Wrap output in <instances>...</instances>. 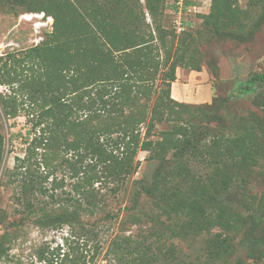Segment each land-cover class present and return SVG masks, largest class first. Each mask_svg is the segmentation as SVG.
I'll return each mask as SVG.
<instances>
[{
  "label": "trees",
  "instance_id": "trees-1",
  "mask_svg": "<svg viewBox=\"0 0 264 264\" xmlns=\"http://www.w3.org/2000/svg\"><path fill=\"white\" fill-rule=\"evenodd\" d=\"M6 1L25 4L30 12L52 19L51 30L39 44L0 55V86L8 90L0 92L1 113L7 119L23 116L38 130L23 160L5 171L3 185L19 193L31 214H36L32 209L40 197L61 201L56 208L36 214L35 225L68 226L72 231L80 224L81 213L92 214L103 199L94 184L119 190L136 173L135 159L142 151L156 168L148 180L134 181L127 223L140 226L146 221L143 217L155 223L163 216L169 222L160 221L164 229L150 227L146 232L157 238L162 230L179 238L208 237L214 229L229 236L246 230L250 256L264 259V234L256 235L264 218V196L238 204L246 214L224 199L243 183L241 172L252 171L264 156V120L245 121L224 133L204 131L194 115H183L201 105L174 100L171 83L177 68L199 72L201 56L193 33L175 31V14L168 24L166 1ZM241 1L247 2L245 9ZM259 6L261 10L252 14L250 9ZM263 10L264 0H211L208 13L200 18L208 35L236 36L253 28ZM156 80L164 88L149 104ZM258 84H264V73L253 74L241 88L250 92ZM156 122H167L170 128L151 140ZM3 151L0 133V164ZM64 167L75 180L66 198H61L57 190L64 187V180L56 175ZM200 167L211 168V173H198ZM141 196L149 199L151 213L139 207ZM79 229L93 237L89 228L80 224ZM215 236L220 235L211 238L219 253L224 248ZM146 241L147 235L140 241H115L110 250L115 263L149 264L173 255V246L161 251L157 245L154 251ZM6 252L0 244V258ZM97 254L96 248L89 260L66 255L54 263L42 254L38 260L94 264Z\"/></svg>",
  "mask_w": 264,
  "mask_h": 264
},
{
  "label": "rangeland",
  "instance_id": "rangeland-1",
  "mask_svg": "<svg viewBox=\"0 0 264 264\" xmlns=\"http://www.w3.org/2000/svg\"><path fill=\"white\" fill-rule=\"evenodd\" d=\"M165 1L168 5V24L171 26L175 0ZM210 3L211 0H184V32L194 34L202 64L199 76L211 84L212 99L208 103L194 104L201 105V108L186 109L183 115H194L198 127L204 131L230 133L239 123L247 121L255 124L264 120V84L256 85L250 92L241 88L243 82L253 74L264 73V10L253 28H248L243 34L208 35L200 16L208 13ZM240 7L245 9L247 2L241 1ZM250 10L252 14H257L261 7H252ZM49 22L52 23L50 17L30 12L25 4L0 0V55L5 52L23 51L39 44L50 31ZM180 69L183 72L190 71ZM163 88L159 80L153 83L149 104L154 102L155 96ZM0 92L4 94L8 90L0 86ZM172 94L175 96L176 90ZM204 104L210 106L205 107ZM169 128L170 124L167 122H156L150 139L156 140L160 131ZM144 130L145 125H142L140 131L143 134ZM0 133L4 137L3 159L0 164V244L7 250L6 257L0 258V264H43L38 260L41 254L52 258L54 263H59L66 255L73 258L85 257L89 260L96 248L98 254L94 264H116L110 253L115 241H122L124 238L140 241L146 235L148 241L145 243L151 244L154 251L157 245L161 251H164V247H174L173 255L159 257L158 261L149 264H264V259L255 260L250 256L252 244L248 240L246 230L229 236L221 233L219 229H214L209 238L205 235L172 237L167 230H162V235L157 238L146 232L150 227L158 231L164 229L160 221L164 225L169 222L163 216L155 223L143 217L146 221L140 226L127 223V208L131 205L136 187L134 181L143 177L148 180L156 168L155 163L146 160L147 153L142 151L138 152L135 159L138 161L136 173L129 176L127 183L119 190L111 192L112 185H105L100 189L98 183L94 184V191H99L103 199L92 214L80 215V224L92 230L93 237L84 236L79 229L80 224L72 231L68 226L58 229L39 228L34 223L35 215L41 214L45 209L56 208L57 203L61 201L40 197L32 209L36 214H31L19 193L12 187L3 185L5 171L15 168L19 161L23 160L32 139L38 136V130L34 131L25 117L7 119L0 111ZM173 156L175 155L171 154L170 158H174ZM34 162L33 159L32 163ZM196 171L200 174L211 173V168L200 167ZM241 173L243 183L233 187L224 197L234 206L247 204L254 198L258 201L264 196V156L252 171ZM56 176L64 180V187L58 189L57 194L66 198L75 179L70 178L65 167ZM139 207L145 212L153 211L149 199L145 196L139 199ZM237 207L246 214L242 206ZM156 213L160 214L158 211ZM263 234L264 218L256 235ZM214 235H220L215 237L220 239L224 248L219 253L215 252V242L211 239Z\"/></svg>",
  "mask_w": 264,
  "mask_h": 264
},
{
  "label": "crops",
  "instance_id": "crops-1",
  "mask_svg": "<svg viewBox=\"0 0 264 264\" xmlns=\"http://www.w3.org/2000/svg\"><path fill=\"white\" fill-rule=\"evenodd\" d=\"M199 75H201L200 72H183L180 68H177L176 80L171 83V97L186 104L208 103L211 101V84ZM174 90H176L175 96L172 94Z\"/></svg>",
  "mask_w": 264,
  "mask_h": 264
},
{
  "label": "built area",
  "instance_id": "built-area-1",
  "mask_svg": "<svg viewBox=\"0 0 264 264\" xmlns=\"http://www.w3.org/2000/svg\"><path fill=\"white\" fill-rule=\"evenodd\" d=\"M176 12L174 13L175 14V17H174V20H173V25H174V28H175V31L177 33H180L181 31L184 30L183 28V24H182V12L184 10V0H177L176 1ZM51 22L48 23L49 25V29L51 30Z\"/></svg>",
  "mask_w": 264,
  "mask_h": 264
}]
</instances>
